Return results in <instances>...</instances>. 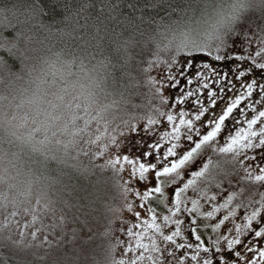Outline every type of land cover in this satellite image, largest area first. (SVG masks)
<instances>
[{"label": "snow or ice", "instance_id": "snow-or-ice-1", "mask_svg": "<svg viewBox=\"0 0 264 264\" xmlns=\"http://www.w3.org/2000/svg\"><path fill=\"white\" fill-rule=\"evenodd\" d=\"M260 31L264 34V27ZM229 34L235 35L233 27L212 38L184 39L175 44L174 56L165 61L158 53L154 54L155 59L142 70L147 74L153 68L164 66L155 77L148 79L159 104L151 107L150 114L144 118V131L152 133L159 125L170 130L161 129L158 139L153 137L155 143H149L139 156L117 154L101 166L110 167L116 173L128 169L125 197L131 192L136 198V204L126 199L124 206L133 214L135 222L125 229L124 225L129 222L120 221V228L127 236L124 254L129 258L112 264H233L232 253H235V264H240L244 257L238 246L257 252L252 241L245 243L242 237L251 235L253 240L264 239V165L252 168L246 164L255 159L250 152L264 150V82L253 78L264 74V35L257 48L241 49L240 54L234 56L235 42L230 44L225 39ZM129 43L125 41V45ZM12 47L0 43V49L10 55ZM164 50L168 51V46ZM208 57L213 63L200 65L203 72L194 74L198 87L187 91L178 88L180 77H184L188 85L193 84L188 73L195 66L194 62ZM228 61L234 65L229 71L221 72L215 67V62ZM210 80L217 90L209 86ZM166 88L178 89L177 94H161ZM202 90L206 103L199 95ZM192 97L195 99H190ZM58 99L64 101L63 96ZM218 100L224 103L215 111ZM94 104L92 100L85 106L83 115L79 104L75 107L71 102L52 104L53 111L60 114H45L41 122L45 139L33 141L28 137L32 150L44 155L45 162L49 158L58 160L55 153L61 150L65 158L77 149V156L89 155L84 145L98 147V152L92 153L93 158L102 156L107 150L105 141L116 144L117 140L109 133L104 116L110 106L93 107ZM185 104L193 105L194 110L182 107ZM124 123L129 126L127 121ZM229 123L239 127L229 128ZM129 127L131 131L136 130L135 124ZM48 153H52L50 157ZM77 156L70 158L76 160ZM241 170L243 176L239 175ZM237 177L241 184L239 191L232 184ZM131 181H135L140 190L134 189ZM245 182L247 187L243 186ZM213 187L215 191L209 194ZM50 204L47 192L40 190L34 205L29 201L30 206L21 209L13 204V210L8 213L11 220L5 227L15 223L21 240L26 235L37 240L48 227L44 219L51 210ZM140 210L146 214V219H142ZM21 212L26 221L23 225L17 219ZM237 219L241 222L236 223ZM121 242L117 239V246ZM248 264H264V248L258 250V260L250 259Z\"/></svg>", "mask_w": 264, "mask_h": 264}, {"label": "trees", "instance_id": "trees-1", "mask_svg": "<svg viewBox=\"0 0 264 264\" xmlns=\"http://www.w3.org/2000/svg\"><path fill=\"white\" fill-rule=\"evenodd\" d=\"M222 6V0H0V43L9 47L14 45L11 55L0 49V110H10L15 104H29L26 99L30 89L33 90L36 85L35 74L54 64L64 68L71 66L72 74L84 71L93 79L99 78L105 88L99 94L102 99L130 104L144 96L142 70L148 57L155 53L175 52V44L186 34L191 39L201 38L204 31L197 37L190 34L207 26L212 15ZM125 41L130 43L125 45ZM166 46L168 51L164 50ZM194 63L188 73L193 84L182 81L178 88L187 91L198 87L194 74L202 71L200 65L204 62L200 58ZM215 67L225 72V64L216 63ZM253 78L257 79V75ZM139 80L141 84H138ZM209 82L214 90L215 86ZM113 87L115 92L110 91ZM126 90H129V96L125 94ZM199 95L204 100L203 90ZM223 103L221 101L215 111ZM185 106L194 110L191 104ZM244 107L247 112V105ZM238 118L244 119L241 116ZM8 131L0 118V150L9 155L11 163L26 172L35 185L42 186L55 202L58 213H47L44 222L48 227L35 241L30 235L21 240L17 231L14 233L1 227L0 264H112L117 261L112 258V248L108 261H96L95 256L101 248L95 229L90 227L86 232L77 229L78 224L89 221L93 215L105 217L106 222H111L107 220L112 213L111 203L117 202L116 199L108 200V195H103L105 201L100 203V207L91 206L86 200L102 193L98 181L94 180V183L93 175L102 179L103 183L110 182L112 194L117 192L118 180L113 170L102 168L104 164L94 159L78 164L60 152L55 153L58 160L49 158L45 162V156L34 152L31 143L19 139L21 146L10 140L8 136L12 134ZM51 154L48 153L49 157ZM257 156L259 161L263 160L264 150L258 149ZM61 159L66 162H60ZM95 165L101 171L94 172L88 167ZM237 180L238 177L234 178L232 184L239 191L241 184ZM55 181L60 186L79 185V192L69 193L70 189L63 187L55 193L49 188ZM224 186H227V181H224ZM243 186L247 187L246 182ZM212 191H215L214 187ZM64 221L72 227L73 243L68 239ZM111 239L107 233V240L102 244H110L108 240Z\"/></svg>", "mask_w": 264, "mask_h": 264}, {"label": "rangeland", "instance_id": "rangeland-1", "mask_svg": "<svg viewBox=\"0 0 264 264\" xmlns=\"http://www.w3.org/2000/svg\"><path fill=\"white\" fill-rule=\"evenodd\" d=\"M215 15V14H214ZM214 15H212L214 17ZM210 21V20H209ZM208 21V22H209ZM207 22V23H208ZM206 23V24H207ZM261 27H264V13L260 11H250L243 15L233 26L235 35L229 34L225 37L226 40L231 44L232 41L235 42V50L232 52V55H239L241 49L247 48L249 51L257 48L259 44V40L261 35ZM206 28L201 27L200 32H194L190 35L193 37L201 36L202 32ZM189 36L188 34H186ZM184 37V39H191V37ZM203 37V36H202ZM201 37V38H202ZM247 37V39L245 38ZM199 38V39H201ZM183 39V40H184ZM182 41V40H181ZM157 54V53H155ZM161 60L167 61L168 58L175 55V52L171 53H158ZM246 54V53H245ZM201 55L202 54H198ZM155 59V55L152 54L148 57L145 68L148 67V62ZM179 60L180 58L177 57ZM204 63L212 64L211 57L207 59L201 58ZM225 64V72L229 71L231 67H233V63L231 61L228 62H215ZM242 63V62H241ZM160 67L153 68L150 73H144V86L145 93L144 96H141L140 99L131 101L130 104H124V102L120 100H105L102 99L99 94L103 92L105 89L102 87L99 78L93 79L89 73H85L84 71L78 72L75 71L72 74L71 66L69 67H61L56 64L47 68L46 70L40 71V73H36L34 78L36 83H34L35 87L33 90L30 89V92L27 94L28 98L26 99L29 104L26 106L15 104L10 110L2 109L0 110V118L2 119L4 125H6L8 132L12 135L8 136V138L17 144L21 145L20 140L24 142H28V137H32L33 141H39L45 139V129L41 126V122L45 120L46 113H52L53 115L60 114L59 112H54L51 105L57 104L61 105L63 103L71 102L73 107L79 104L81 108V115H83L82 109L89 105L92 100H95V104L93 107L109 105L110 107L104 113L105 119L108 122L109 133L111 135L116 136L117 143L113 144L107 142V150L104 152L102 156L97 155L95 158L92 157L93 152H98V147L96 145L87 146L84 145L86 150H88L89 155H78L77 151H72L70 153L71 156H77L76 160L78 164L83 160H87L91 162L90 159H94L98 161V163L105 164V162L109 159H114L117 157V154L120 155H130V156H139L143 151L147 150V145L149 143H155V138L158 139V132L163 129V125L157 126L156 130L152 133H146L144 131L145 128V117L150 114L151 107H155L159 104V99L153 95L154 89L152 85L148 83L149 76L155 77L160 71ZM203 72V69H201ZM80 74V75H78ZM261 78L260 79V77ZM184 78V77H183ZM181 79V77H180ZM257 80L263 81L264 74L257 75ZM182 81L180 80L179 86L182 85ZM211 81V80H210ZM138 84H141L142 81H137ZM212 82V81H211ZM186 83V81H185ZM210 83V82H209ZM213 83V82H212ZM214 87V84H212ZM158 86V85H157ZM110 89V88H109ZM214 90H217L214 88ZM111 92H115V87H113ZM32 94L30 95V93ZM127 96L130 95L129 90L125 91ZM161 94H170L171 96H175L177 94L176 89H162ZM63 96L64 101L61 102L58 97ZM221 101L217 103L220 104ZM186 109L189 110L185 105H183ZM173 112L176 111L175 108L171 109ZM191 111V110H189ZM95 113H93L94 115ZM125 121L128 122V125L135 124L136 130L131 131L129 126L125 125ZM82 124V122H80ZM103 121L101 122V131H103ZM96 127L95 123L92 125V129L94 130ZM239 127V125H233L229 123V128ZM113 129L115 131H113ZM170 130V129H163ZM121 132H123V136H121ZM47 135L51 137V131L47 132ZM16 136V137H15ZM94 138V137H93ZM20 139V140H19ZM60 139H67L66 137H60ZM29 143V142H28ZM119 145V146H117ZM103 146V145H101ZM29 147V146H28ZM51 147V145H50ZM63 154L62 150L60 151ZM250 156H254L255 159L250 163L246 162L248 166L252 168H257L261 166L263 160L258 159V150L249 153ZM11 157L7 155L4 151L0 150V228L5 227L8 224V221L11 220V217L8 215L10 211L13 210V204L9 202L11 197H15L17 200L27 199L31 202V205L35 204V198L37 192L42 189V186L35 185L31 179L28 177L27 173L18 169L11 163ZM87 164V163H86ZM97 165V163H96ZM88 166L92 171L98 172L101 170L100 167ZM98 166V165H97ZM113 170V169H112ZM128 169L124 172L116 173L113 171L114 175L117 177V192L112 194L113 191L112 184L110 182L103 183L99 177L93 175V181H98V185L102 193H98L92 198L86 200L91 206L100 207V205L105 201L103 195H108L109 199H116L117 202L111 203L113 206L111 207V215L106 222L105 217H101L99 215H93L89 221H82V224L77 225V229L81 232L88 231V228L93 227L95 229L98 243L100 244L101 251L99 254H96V261L104 262L108 261L111 255L110 249L112 248V258H115L117 261L120 259H128L129 257L124 254V248L127 247V236L126 232L121 230L120 221L124 219L128 221V224L124 225L126 229L130 223L135 222L134 216L132 213H128L124 206L125 200L128 202L136 204V198L134 194L131 192L127 194L125 197L124 193V184L125 181L129 180ZM94 174V173H92ZM243 175V171L240 172ZM94 181V183H95ZM78 182V181H77ZM115 185V184H114ZM131 185L134 189L140 190L136 187L135 181H131ZM63 187H67L70 189L69 193L77 194L79 191V185L69 186L62 185L55 181L49 185L51 191L57 193L59 189ZM115 187V186H114ZM264 190V189H262ZM115 192V191H114ZM212 190L209 194H211ZM111 194V195H110ZM48 195V200L51 202L50 211H54V213H58V208L53 202L52 198ZM101 195V196H100ZM110 196V197H109ZM102 197V199H101ZM101 203V204H100ZM30 206V205H29ZM20 208V207H18ZM22 209V208H21ZM142 212V219H146L147 216ZM158 212L160 210H157ZM242 209L238 211L237 216L240 217ZM20 220L21 225L25 223V218L23 213L17 217ZM241 220L237 219L236 223H240ZM66 227V234L69 235L68 238L71 243L75 242V239L72 236V227L67 221L63 222ZM107 224V225H106ZM87 225V226H86ZM86 226V227H85ZM231 227V225H229ZM11 232H18L17 225L12 223L10 227ZM111 235V241L108 240L110 244H102V242L107 240V233ZM19 233V232H18ZM10 234V232H8ZM60 239H62L60 237ZM66 239V238H65ZM120 239L122 242L117 246L116 241ZM245 240V243L252 241V246L257 249L256 253L248 251L244 246H238L239 251L243 254L244 259L240 261V264H248V260L257 259L258 260V250L260 248H264V239L261 240H253L252 236L242 237ZM64 241V239H63ZM94 255V254H93ZM231 260L233 264H235L236 257L235 253L231 254Z\"/></svg>", "mask_w": 264, "mask_h": 264}, {"label": "clouds", "instance_id": "clouds-1", "mask_svg": "<svg viewBox=\"0 0 264 264\" xmlns=\"http://www.w3.org/2000/svg\"><path fill=\"white\" fill-rule=\"evenodd\" d=\"M222 4L223 6L208 22L202 38H212L218 33L221 35L226 33L243 15L250 11L264 13V0H222ZM9 202L20 208L29 206L27 199L17 200L15 197H11Z\"/></svg>", "mask_w": 264, "mask_h": 264}]
</instances>
